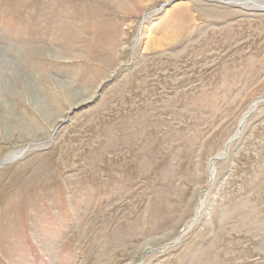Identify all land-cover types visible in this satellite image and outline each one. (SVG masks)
<instances>
[{
	"label": "rangeland",
	"instance_id": "obj_1",
	"mask_svg": "<svg viewBox=\"0 0 264 264\" xmlns=\"http://www.w3.org/2000/svg\"><path fill=\"white\" fill-rule=\"evenodd\" d=\"M260 6L0 0V264H264Z\"/></svg>",
	"mask_w": 264,
	"mask_h": 264
},
{
	"label": "bare ground",
	"instance_id": "obj_2",
	"mask_svg": "<svg viewBox=\"0 0 264 264\" xmlns=\"http://www.w3.org/2000/svg\"><path fill=\"white\" fill-rule=\"evenodd\" d=\"M260 8H262V10H264V6H260ZM20 154H21V151L14 152L13 154H11L9 156V160H15V159L20 158V156H21Z\"/></svg>",
	"mask_w": 264,
	"mask_h": 264
},
{
	"label": "water",
	"instance_id": "obj_3",
	"mask_svg": "<svg viewBox=\"0 0 264 264\" xmlns=\"http://www.w3.org/2000/svg\"><path fill=\"white\" fill-rule=\"evenodd\" d=\"M216 160V159H213V161ZM212 162V161H211Z\"/></svg>",
	"mask_w": 264,
	"mask_h": 264
}]
</instances>
